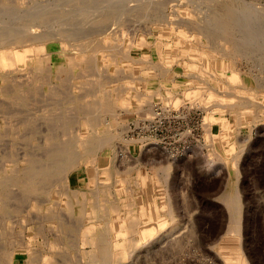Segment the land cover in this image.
I'll list each match as a JSON object with an SVG mask.
<instances>
[{
  "label": "rangeland",
  "instance_id": "obj_1",
  "mask_svg": "<svg viewBox=\"0 0 264 264\" xmlns=\"http://www.w3.org/2000/svg\"><path fill=\"white\" fill-rule=\"evenodd\" d=\"M25 1L1 0L0 19L2 22L0 21V25L1 23L7 25L8 23L6 24V22L9 21V23H11L10 26L14 25L12 27L13 29L17 26H27L28 21L26 18L29 13L26 14V12L28 8L32 6L31 8H34V10H42L46 4L45 9L50 8L51 11L54 10V12L51 13L52 17L50 19H43V24H46L44 29L47 31H55L56 29L51 30L48 27L53 25V28H58L57 26L63 25L62 27L67 29L70 28V30L73 31H79L82 29L86 32L87 37L84 38L78 35L75 37L76 40L70 39L69 45L71 47L69 48V51H63L60 42L57 40L48 43V47L46 46L47 48L42 44L36 46V51L40 53H38V60L22 72L30 78L28 82L22 87H15L16 89L14 88V91L12 90L10 93H7L4 89H0V181H7L6 184H0V264H101L100 258L104 250H108V253L110 251L109 254L113 253V250L116 253L114 258H111L110 255L107 256V259L105 260L106 264H241V262L244 261L247 264L248 262L250 264H264V44H262L264 43V0H96L95 2H93V0H48V2L47 0H42L43 2L40 0ZM97 2L98 4H96ZM101 2L102 5L100 6ZM50 3L55 6L50 5ZM106 3L108 7H104L106 6ZM197 3L199 5H197ZM36 5L42 6L41 9L39 7L37 8ZM47 5L48 7H46ZM117 6L119 7L116 9ZM128 6H131V8H127ZM226 7H228V9ZM88 9L89 13L83 15ZM196 9H200L201 12ZM232 9L233 12L235 11V14L230 11ZM65 10H75L76 12L78 10L79 12L77 17H72L73 19H70L65 16ZM236 10H239L238 13ZM258 11L260 13H258ZM11 12L12 16L13 14L18 15L15 13L18 12L20 17H16V15V18L10 16ZM240 12L242 14L248 13V18L254 19L255 22L248 19V22L252 25L246 23L247 18L246 20H244V18L247 16L244 14L242 15ZM5 13H7L8 15H6L8 17L10 16V18L6 15H3L4 17L1 15ZM148 15L150 17H148ZM170 15L172 17H170ZM187 15H189V18ZM227 15H229V17H233L234 15L236 18L239 17L235 20L241 23L245 21L242 25L247 24L246 28L250 29V32L252 29L253 32L254 30H259L258 33H256L257 31L254 33L251 32V37L247 36V33L250 34L249 30L246 29V31L243 32L242 29H244L245 26H241L240 28L237 25V23L240 24L239 22H236V25L231 23V17L229 18ZM180 17H182V19H180ZM191 17L193 18L191 19ZM240 17L243 18V20ZM257 18L259 22L257 21ZM11 19L13 22H11ZM14 20H16L15 23ZM220 22H222L223 25L227 23L225 26L235 25V27L230 26L232 29L225 26V28H220L222 26V23ZM71 24L72 26H70ZM5 25L2 30L8 32L9 28ZM54 25L57 26L55 27ZM67 25H69V27H66ZM217 25H219V27H217L218 29L216 28ZM128 26H130V28ZM210 26L212 27L210 28ZM256 26H258L259 29ZM188 27H190V29H187ZM237 27H239V29ZM87 28H91V31ZM97 29H100V31ZM220 29H223L224 31L222 30V32ZM234 29H241V32L246 34H239L241 32ZM87 30L90 32H87ZM92 30H96V33H91L93 32ZM217 30L220 31L218 32ZM121 31H123L124 36L120 35L122 34ZM125 31L127 33H125ZM228 31L231 35L228 34ZM224 33L228 34H226V38ZM219 35H221L222 38H220ZM252 35L259 38L262 37L263 39L254 38V40H252ZM244 36H247L250 39L246 37L248 41L244 40ZM215 37L217 38L215 39ZM230 37L232 41L229 40ZM141 38L144 41H141ZM211 38L212 40H215L216 43H214V41L210 42ZM223 38L224 41L222 40ZM130 39L133 41L135 40L134 43ZM238 39H241L244 44H240L243 42H240ZM110 40H112V42ZM154 40H156V42ZM184 40L186 42H184ZM216 40H218L219 43H217ZM228 40L231 41L230 43L232 44L229 43L228 45ZM253 41H255V46H257V44L262 45L261 49L255 47L253 45L254 43H252ZM114 43L117 45H114ZM224 43L230 48H236H229L228 50V47L226 46L227 48L223 49L226 45H224ZM245 43L248 44L245 45ZM133 44L136 45V47ZM209 44L210 46H208ZM237 45L238 47L241 45V49H238ZM251 45L257 49L250 48ZM140 46L141 48H139ZM245 47H248L250 50L248 51ZM243 48H245L244 50H246V52L243 51ZM236 49H238L239 52L243 51V54L237 52L238 50ZM251 49L255 52L252 53ZM230 50L235 52L232 53ZM229 51L231 54H228ZM187 52L189 53L187 54ZM226 54L232 55V57L227 56ZM220 55L225 56L220 57ZM235 61L236 63L234 64L233 62ZM114 62H117L118 64ZM237 64H239V66ZM149 65L150 67H148ZM256 65H258V67ZM20 67L23 68L25 66H22L21 64ZM120 67L122 69H120ZM230 68L233 70L236 69L235 71L237 73L239 72L238 75L241 82L238 80L236 83H232L229 80L232 73ZM243 68L245 71L242 70ZM91 71L93 72L91 73ZM195 75L197 77H194ZM114 78L116 80H114ZM119 80H121V82ZM112 82L118 83L113 84ZM117 85L119 88H117ZM260 86L262 87V90ZM120 87L125 89L122 90ZM192 87L194 88L192 89ZM94 89L96 92H94ZM133 89L135 90L133 91ZM190 89L192 91H190ZM214 89L219 95H216V93L213 94V99L207 97L210 96L209 94H212L211 92H214ZM85 91L87 92L86 96H84L86 93ZM158 91L161 95H159ZM230 91L231 93H229ZM90 92H92V94ZM141 92H144L145 94L142 93V95ZM128 93H130L129 97H127ZM199 93L200 96H198ZM79 94L81 95L79 96ZM124 94L125 96H123ZM173 94L175 96L170 97L171 95L173 96ZM134 95L139 96L135 97ZM202 96L205 97V100L202 99ZM175 97L178 100H176ZM222 97L224 99H229L228 101H230L231 98H234L235 100H231V104L226 101L229 103L228 105L224 102L227 99L222 100ZM172 98L174 101L176 100L175 103ZM178 101L179 103H177ZM124 103L125 105H123ZM215 103H220V110H218V106H216ZM234 103L238 107L236 105L233 106ZM141 104L142 106H140ZM210 105L211 107L208 108ZM226 105L227 108H225ZM204 106H207L205 109L207 112L203 109L205 108ZM33 107L36 108L34 109ZM51 107L54 108L55 112L52 111L47 113V109ZM78 107L81 108L79 109ZM140 107L141 111L139 110ZM177 107H180L181 110ZM88 108L91 110V113L88 112L87 116L91 119V122L87 125L82 118L84 117V113L87 110L89 111ZM223 108L226 110L223 111ZM42 109L46 112H43ZM95 109H97L98 113ZM147 109H152L153 111L150 112ZM82 110L85 111L83 112ZM137 110H139V114L137 112L136 115ZM213 110V113L209 112ZM238 110H244V112L247 111V114L244 113L243 117L239 116ZM254 110L256 112H254ZM148 111L150 114L147 113ZM178 111H180V113ZM153 112L157 113L158 117L157 115H153ZM159 112L161 113L160 117ZM206 113L208 116H205ZM147 114L149 118L147 117ZM75 115H77L76 119H74ZM70 117H72V121L68 123L67 118ZM204 117H207V119L205 120ZM73 120L76 122L73 123ZM203 122L205 124L209 123L208 125L210 126V129H204V126H209L207 124V126L204 125ZM54 124L55 127L53 126ZM147 125L150 128H147ZM124 127H126L125 130ZM49 128L52 129L49 130ZM49 131H51V133ZM219 131L220 133H218ZM52 133H55L56 135H53ZM112 135L115 136L113 137ZM206 136L208 137L206 138ZM217 136L218 138H216ZM79 138H83L87 141L85 147L83 146L81 148L77 145V140ZM98 138L103 141L110 140L111 143L109 145L111 148H106L104 151H100V149H98L99 146L97 145ZM105 138L107 139L104 140ZM215 138L219 142L216 141ZM210 141L212 142L211 145ZM228 144H235V146H233L235 150H232L231 152ZM56 147H59V150H62L64 147L63 150H66V152L64 154L61 153L60 159L45 161L42 157L47 154L49 149L55 150ZM212 149L216 152L214 150L212 151ZM237 155L239 156L238 159ZM138 157L139 159L136 160ZM74 158L81 159L82 164L77 168V171L72 172L74 167L71 168V166L67 164V160L70 159L71 161H74ZM235 160L237 162H234ZM90 161H95V163ZM217 161H221L223 164H219ZM88 163L92 164L90 165ZM35 165L38 167L48 165L50 167H47V169H49V175L43 179L41 178L42 181H40L37 186V190L32 192L27 188V181L29 178V170L33 169ZM31 166H33V168H30ZM66 166L67 168H65ZM68 166L70 168H68ZM208 167L211 169L209 168L208 170ZM130 168L131 171L127 172ZM158 168H161L162 170ZM214 168L217 170H220L221 168V170L216 173ZM94 169H96V171ZM139 169L141 170V175H139ZM136 171H138V175ZM167 174H169V177L165 178ZM220 175L221 177H219ZM87 176H89V178ZM95 176L97 181L95 180ZM141 177L146 178V183L143 184V186L140 182ZM118 179L125 180V183L122 185L121 183L118 184ZM130 179L131 181H129ZM166 179L167 181L165 184L164 181ZM93 181L95 183H93ZM103 181H107V184ZM138 181L140 183H138ZM100 182H103L104 184L102 183L100 185ZM236 188H238V190H236ZM102 189H104V191ZM236 191H238V194ZM236 194L241 197V236L228 232V230L231 229L232 223V214L229 210V204ZM139 195L141 197H139ZM23 199H25V201ZM34 199H41V206H32L29 211L27 204L34 202ZM56 200L58 203L54 204L56 203ZM64 201L67 205H64ZM140 202H143L144 210L141 209ZM149 202L156 207L157 216L159 219L163 220L164 226L160 228L158 222L154 220L152 221L153 223H147L146 226V228L153 230L152 235L142 238L139 233H134L131 235L130 240L125 239V242H123L122 237L119 236V241L122 247L117 249L115 247L111 248L110 240L114 239L115 236H113L110 231L113 229L114 231L120 229V225L117 222V214L111 209L112 206L115 204H133L131 209L125 206L121 209L124 215L123 220L125 226L128 225L127 227H130L132 221L134 222V220H136L137 223H141L144 214L148 215L150 213L149 209H147ZM171 203H173L171 206L172 208L169 209V204L171 205ZM71 209L73 212H71ZM28 211L29 213L32 212V217L29 216L30 214H28ZM106 211L107 214H105ZM143 211H145V213ZM199 221L202 222L200 223ZM198 223L202 225H197ZM81 228L83 230H81ZM176 228L181 232V228L183 230L184 228L187 229L185 232L183 231L184 234H181ZM172 230L173 232L170 233ZM88 233L90 235H96L97 240H95V244H92V238L87 235ZM177 235L178 237H176ZM100 239H103L104 243L99 241ZM188 240L190 243H188ZM235 242L236 244H234ZM158 243L163 244H161L160 247ZM239 243L243 250L241 252V246ZM174 249L176 251H174ZM176 252L178 253L176 254Z\"/></svg>",
  "mask_w": 264,
  "mask_h": 264
},
{
  "label": "bare ground",
  "instance_id": "obj_2",
  "mask_svg": "<svg viewBox=\"0 0 264 264\" xmlns=\"http://www.w3.org/2000/svg\"><path fill=\"white\" fill-rule=\"evenodd\" d=\"M1 1V0H0ZM9 1V0H8ZM13 1V0H12ZM25 1V0H24ZM41 2H43L42 0H40ZM44 1H46V0H44ZM66 1V0H65ZM96 0H93V2H95ZM100 1H102V0H100ZM99 1V2H100ZM110 1V0H109ZM116 1V0H115ZM119 1H121V0H119ZM118 1V2H119ZM124 1V0H123ZM122 1V2H123ZM134 1V0H133ZM132 1V2H133ZM136 1V0H135ZM246 1V0H245ZM23 2V1H22ZM26 2V1H25ZM27 2H28V0H27ZM36 2V1H35ZM47 2H48V0H47ZM80 2V1H79ZM114 2V1H113ZM129 2H131V1H129ZM140 2V1H139ZM152 2V1H151ZM154 2V1H153ZM161 2V1H160ZM202 2V1H201ZM206 2V1H205ZM231 2V1H230ZM52 3H54V2H52ZM105 3V2H104ZM115 3V2H114ZM120 3V2H119ZM123 3H125V2H123ZM162 3V2H161ZM164 3V2H163ZM226 3H228V2H226ZM67 4V3H66ZM88 4V3H87ZM86 4V5H87ZM96 4H98V2L96 3ZM121 4V3H120ZM196 4V3H195ZM194 4V5H195ZM199 4H200V2H199ZM198 3H197V5H199ZM205 4H207V3H205ZM46 5V4H45ZM45 5H44V7L42 8V10H34V8L32 9L31 7H29L28 8V10H27V12H26V14H28L27 15V21H28V25L26 26V25H22V26H20V27H16V28H12L13 26H10L11 25V23H9V21L8 22H6V24L7 25H5V24H3V23H1V25H0V89H4L5 91H7V93H10L15 87L17 88V87H22L24 84H26L27 82H28V80L30 79L29 77H27V75H25V74H23L22 72H24L25 71V69L27 68V67H30L32 64H34V63H36V61L38 60V53L39 52H37L36 51V46H39L40 44H42V45H45L44 47H48V43H52V42H54V41H59L60 42V46H61V48H62V50L63 51H69V48L71 47L70 45H69V41H70V39H72V40H76L75 39V37H77L78 35L79 36H82V37H87V34H86V32H84L82 29L81 30H79V31H73V30H70V28L69 29H67V28H64V27H62V26H57V25H54L55 27L57 26L58 28H53L52 26H50V27H48V28H50L51 30H53V29H56L55 31H47L46 29H44V27H45V25L43 24L44 22H43V19H50L52 16V14L51 13H53L54 12V10H52L51 11V9L49 8V9H45ZM50 5H52L51 3H50ZM58 5V4H57ZM71 5V4H70ZM102 5V2H101V4H100V6ZM106 6H104V7H108L107 6V3L105 4ZM110 5V4H109ZM116 5H118V4H116ZM127 5V4H126ZM139 5V4H138ZM160 5V4H159ZM165 5V4H164ZM201 5H202V3H201ZM208 5V4H207ZM211 5V4H210ZM238 5V4H237ZM37 6V5H36ZM52 6H55V5H52ZM59 6V5H58ZM94 6V5H93ZM96 6H98V5H96ZM95 6V7H96ZM112 6H114V5H112ZM120 6V5H119ZM119 6H117L116 7V9L119 7ZM125 6V5H124ZM191 6V5H190ZM205 6V5H204ZM40 8L41 9V7L42 6H37V8ZM46 7H48V5L46 6ZM51 7V6H50ZM57 7V6H56ZM64 7V6H63ZM84 7V6H83ZM121 7V6H120ZM150 7V6H149ZM156 7V6H155ZM231 7V6H230ZM6 8V7H5ZM12 8V7H11ZM10 8V9H11ZM31 8V9H30ZM77 8H80V7H77ZM90 8H92V7H90ZM100 8H103V7H100ZM126 8V7H125ZM127 8H131V6L129 7H127ZM127 8H126V10H127ZM151 8V7H150ZM166 8V7H165ZM204 8V7H203ZM206 8V7H205ZM227 9H228V7H226ZM60 9V8H59ZM74 9V8H73ZM94 9V8H93ZM92 9V10H93ZM191 9H193V8H191ZM207 9V8H206ZM205 9V10H206ZM209 9H210V7H209ZM219 9V8H218ZM238 9V8H237ZM256 9V8H255ZM33 10V11H32ZM84 10V9H83ZM98 10V9H97ZM155 10V9H154ZM197 11H200V9L198 10V9H196ZM219 10H221V9H219ZM12 11H14V10H12ZM29 11H31V12H29ZM89 11V9L87 10V12L85 11L84 12V14L83 15H87V13H89L88 12ZM94 11V10H93ZM92 11V12H93ZM101 11V10H100ZM156 11V10H155ZM194 11V10H193ZM224 11V10H223ZM229 11V10H228ZM231 12H233V9L232 10H230ZM239 11V10H238ZM238 11L236 10V12L238 13ZM248 11V10H247ZM255 11V10H254ZM8 12V11H7ZM78 10H77V12L75 11V10H65V16H67V17H69L70 19H73V18H75V17H77V15H78ZM81 12V11H80ZM83 12V11H82ZM92 12H90V13H92ZM162 12V11H161ZM180 12H181V10H180ZM201 12V11H200ZM206 12V11H205ZM249 12V11H248ZM14 13V12H13ZM15 13H17L18 15H16V17H20L19 15V13L18 12H15ZM94 13V12H93ZM122 13H123V10H122ZM177 13V12H176ZM219 13V12H218ZM234 14H235V11L233 12ZM232 13V14H233ZM241 13V12H240ZM257 13V12H256ZM258 13H260L259 11H258ZM7 13H5V14H1L2 16L3 15H6ZM11 14V15H10ZM9 15L10 16H12V12L10 13ZM145 14V13H144ZM159 14V13H158ZM175 14V13H174ZM207 14V13H206ZM227 14H230V13H227ZM242 14V13H241ZM241 14H239V15H241ZM244 14V13H243ZM242 14V15H243ZM247 14V15H246ZM246 14H244L245 16H247V17H245L244 18V20H246V18H247V22L246 23H249L248 22V13H246ZM251 14V13H250ZM8 15V14H7ZM6 15V16H7ZM15 15L13 14V16L15 17ZM155 15V14H154ZM178 15V14H177ZM205 15V14H204ZM239 15H237V16H239ZM1 16V17H2ZM10 16L8 17V18H10ZM12 16V17H13ZM185 16V15H184ZM189 15H187V17H188ZM199 16V15H198ZM218 16V15H217ZM228 17H229V15H227ZM235 16V15H234ZM234 16L233 17H229L230 18V20H232V22L231 23H233V24H235L236 22H239V21H236L235 19H237V18H239V17H237L236 18V16H235V18H234ZM250 16H252V15H250ZM264 16V15H263ZM4 17V16H3ZM15 17V18H16ZM73 17V18H72ZM144 17V16H143ZM147 17V16H146ZM148 17H150L149 15H148ZM170 17H172L171 15H170ZM179 17V16H178ZM243 17V16H242ZM189 18V17H188ZM193 17H191V19H192ZM200 18H201V16H200ZM204 18H205V16H204ZM241 18V17H240ZM13 19V18H12ZM11 19V22H13V20ZM25 19V18H24ZM128 19V18H127ZM180 19H182V17H180ZM221 19V18H220ZM242 20H243V18H241ZM3 20H4V18H3ZM62 20V19H61ZM119 20V19H118ZM132 20V19H131ZM204 20H206V19H204ZM210 20V19H209ZM249 20H253L254 21V19H249ZM0 21H1V19H0ZM18 21V20H17ZM58 21V20H57ZM56 21V22H57ZM120 21V20H119ZM118 21V22H119ZM130 21V20H129ZM151 21V20H150ZM153 21V20H152ZM195 21V20H194ZM250 21V22H251ZM257 21H258V18H257ZM2 22V21H1ZM5 22V21H4ZM16 22V20H14V23ZM54 22V21H53ZM52 22V23H53ZM177 22V21H176ZM183 22V21H182ZM206 22H208V21H206ZM211 22V21H210ZM209 22V23H210ZM223 22V21H222ZM222 22H220V23H222ZM243 22H245V21H243ZM243 22L241 23V22H239L240 24H238L237 23V25L241 28V26H245V28L244 29H242L243 30V32H245L246 31V29H248V28H246L247 26V24L246 25H242L243 24ZM255 22V21H254ZM259 22V21H258ZM133 23V22H132ZM178 23V22H177ZM230 23V24H231ZM49 24V23H48ZM85 24V23H84ZM163 24V23H162ZM180 24V23H179ZM208 24V23H207ZM227 23H225V25H226ZM249 24H251V23H249ZM249 24H248V26H249ZM260 24V23H259ZM259 24H257V25H259ZM4 25L6 26V27H8L9 28V30H8V32H6V30H2V28L4 27ZM9 25V26H8ZM59 25H61V24H59ZM75 25V24H74ZM73 25V26H74ZM144 25V24H143ZM160 25V24H159ZM168 25V24H167ZM175 25V24H174ZM185 25V24H184ZM188 25V24H187ZM194 25V24H193ZM225 25H223V23H222V26L220 27V28H222V27H224ZM236 25V24H235ZM235 25H232V26H234L235 27ZM252 25V24H251ZM256 25V24H255ZM70 26H72V24L70 25ZM95 26V25H94ZM100 26V25H99ZM140 26V25H139ZM152 26V25H151ZM158 26V25H157ZM198 26V25H197ZM231 25H227V26H225V27H229V29H232L231 27H230ZM261 26V25H260ZM259 26V27H260ZM66 27H69V25H67ZM75 27V26H74ZM90 27H92V26H90ZM129 28H130V26H128ZM162 27V26H161ZM169 27V26H168ZM176 27V26H175ZM174 27V28H175ZM178 27V26H177ZM182 27V26H181ZM194 27V26H193ZM208 27H209V25H208ZM212 26H210V28H211ZM217 27H219V25H217L216 26V28ZM224 27V28H225ZM239 27H237L238 29H239ZM252 27V26H251ZM257 28H258V26H256ZM93 28V27H92ZM140 28H142V27H140ZM155 28H157V27H155ZM185 28V27H184ZM204 28V27H203ZM210 28H207V29H210ZM215 28V27H214ZM223 28V29H224ZM250 28V27H249ZM254 28V27H253ZM4 29V28H3ZM88 29V28H87ZM91 29V28H90ZM90 29H88V30H90ZM95 29V28H94ZM148 29V28H147ZM171 29H172V27H171ZM187 29H190V27H188ZM202 29V28H201ZM205 29V28H204ZM218 29V28H217ZM222 29V30H223ZM227 29V28H226ZM254 29H256V28H254ZM259 29V28H258ZM87 30V32H90V31H88ZM98 30V29H97ZM102 30V29H101ZM123 30V29H122ZM162 30V29H161ZM180 30V29H179ZM178 30V31H179ZM191 30H192V26H191ZM195 30H196V28H195ZM210 30H212V29H210ZM215 30V29H214ZM221 30V29H220ZM219 30V31H220ZM221 30V31H222ZM225 30V29H224ZM223 30V31H224ZM234 30H236V29H234ZM241 29L240 30H236V31H238V32H241L242 31ZM249 30V33L250 34H248L247 33V36H249V37H251V32H253L252 31V29H251V32H250V29H248ZM261 30V29H260ZM93 31V30H92ZM98 31H100V29L98 30ZM124 31V30H123ZM123 31H121V33L122 34H120V35H123L124 36V33H123ZM137 31H138V29H137ZM137 31H136V33H137ZM143 31V30H142ZM218 31V30H217ZM216 31V32H217ZM218 31V32H219ZM222 31V32H223ZM229 31H233V30H229ZM229 31H228V34H229ZM255 31H257L256 33H258V31L259 30H254V32ZM96 33V30L95 31H93V32H91V33ZM186 32V31H185ZM193 32V31H192ZM198 32V31H197ZM222 32H220V33H222ZM225 32H227V31H225ZM243 32H241V33H239V34H242ZM253 32V33H254ZM263 32V31H262ZM125 33H127L126 31H125ZM135 33V34H136ZM199 33V32H198ZM234 33V32H233ZM252 33V34H253ZM117 34H119V33H117ZM157 34V33H156ZM187 34H188V30H187ZM223 34V33H222ZM227 34V33H226ZM225 33H224V35H225V38L227 37V35H226ZM237 34V33H236ZM244 34V33H243ZM246 34V33H245ZM244 34V35H245ZM262 34V33H261ZM166 35V34H165ZM191 35H192V33H191ZM199 35V34H198ZM229 35H231V33L229 34ZM104 36V35H103ZM125 36L127 37V35L125 34ZM133 36V35H132ZM135 36V35H134ZM200 36V35H199ZM220 36V38H222L221 37V35H219ZM234 36H235V34H234ZM246 36V37H247ZM253 36V35H252ZM261 36V35H260ZM102 37V36H101ZM131 37V36H130ZM136 37V36H135ZM166 37V36H165ZM189 37H190V35H189ZM203 37H206V36H203ZM212 37V36H211ZM245 37V36H244ZM245 37V39L244 40H247L248 41V39H250V38H246ZM110 38V37H109ZM115 38V37H114ZM113 38V39H114ZM121 38V37H120ZM122 38H124V37H122ZM129 38V37H128ZM132 38V37H131ZM161 38H164V37H161ZM187 38H188V36H187ZM217 37H215V39H216ZM254 38H259V37H255V36H253V39L252 40H254ZM112 39V40H113ZM115 39H117V38H115ZM186 39V38H185ZM204 39H206V38H204ZM243 39V38H242ZM259 39H263L262 37H260ZM112 40H110L111 42H112ZM124 40V39H123ZM130 40H132V39H130ZM189 40V39H188ZM194 40V39H193ZM211 40V41H210ZM210 40H208V41H210V42H213L214 41V43H216L215 42V40H212V38L210 39ZM223 41H224V38L222 39ZM221 40V41H222ZM229 40H231L232 41V39H231V37H230V39ZM228 40V45H229V43L231 42V41H229ZM235 40V39H234ZM238 40H240V42H243L241 39H238ZM251 40V41H252ZM258 40V39H257ZM256 40V41H257ZM109 41V42H110ZM133 41V40H132ZM131 41V42H132ZM135 41V40H134ZM134 41H133V43H134ZM141 41H144V40H142V38H141ZM155 42H156V40H154ZM206 41V40H205ZM217 41V43H219L218 42V40H216ZM223 41H222V43H223ZM226 41V40H225ZM105 42V41H104ZM116 42V41H115ZM165 42V41H164ZM172 42V41H171ZM184 42H186L185 40H184ZM195 42V41H194ZM209 42V43H210ZM235 42H236V40H235ZM238 42V41H237ZM258 42V41H257ZM262 42V41H261ZM106 43H108V42H106ZM141 43V42H140ZM162 43V42H161ZM226 43H227V41H226ZM226 43H224V45L226 44ZM252 43H254L253 45L255 46V41H253ZM76 44V43H75ZM136 44V43H135ZM138 44V43H137ZM154 44V43H153ZM152 44V45H153ZM157 44V43H156ZM211 44V43H210ZM210 44L208 45V46H210ZM230 44H232V43H230ZM240 44H244V42L243 43H240ZM246 44H248V43H245V45ZM262 44H264V43H262ZM106 45V44H105ZM112 45V44H111ZM110 45V46H111ZM114 45H117V44H115L114 43ZM114 45H113V47H114ZM132 45V44H131ZM134 45V44H133ZM207 45V44H206ZM211 45H213V44H211ZM223 45V44H222ZM249 45H250V41H249ZM121 46V45H120ZM135 47H136V45H134ZM158 46V45H157ZM179 46V45H178ZM200 46V45H199ZM218 46H219V44H218ZM227 46V44L225 45V47H223V46H221V47H223V49L224 48H227L226 47ZM233 46V45H232ZM231 46V47H232ZM234 46H236V45H234ZM241 46V45H240ZM240 46L238 47V45H237V47H238V49H241L240 48ZM46 47V48H47ZM149 47V46H148ZM147 47V48H148ZM155 47V46H154ZM171 47V46H170ZM214 47V46H213ZM255 47H257V48H259V49H261V47H262V45H260V44H257V46H255ZM119 48V47H118ZM138 48V47H137ZM139 48H141V46L139 47ZM159 48V47H158ZM191 48V47H190ZM215 48V47H214ZM220 48V47H219ZM229 48L230 47H228V50H229ZM233 48V47H232ZM232 48H230V49H232ZM234 48H236V47H234ZM233 48V49H234ZM246 48V47H245ZM245 48H243V51H245L246 52V50H244ZM250 48H253V49H257V48H254L252 45H251V47ZM150 49V48H149ZM160 49V48H159ZM163 49V48H162ZM217 49H218V47H217ZM238 49H236V50H238ZM246 49H248V51L250 50L248 47L246 48ZM259 49H258V51H259ZM124 50V49H123ZM157 50V49H156ZM165 50V49H164ZM210 50V49H209ZM252 50V49H251ZM129 51V50H128ZM128 51H125V52H128ZM160 51V50H159ZM159 51H158V53H159ZM189 51V50H188ZM231 51V50H230ZM230 51L228 52V54H231L230 53ZM242 51V52H243ZM164 52V51H163ZM214 52V51H213ZM232 53H234L235 51H231ZM237 52H239V50L237 51ZM242 52H239V53H242ZM244 52V53H245ZM253 52H255V51H253L252 50V53ZM123 53V52H122ZM134 53V52H133ZM161 53V52H160ZM189 52H187V54H188ZM223 53H224V51H223ZM226 53H227V51H226ZM264 53V52H263ZM40 54V53H39ZM82 54H84V53H82ZM101 54V53H100ZM104 54V53H103ZM125 54V53H124ZM131 54V53H130ZM198 54V53H197ZM228 54H226L227 56H231L232 57V55H228ZM236 54V53H235ZM234 54V55H235ZM243 54V53H242ZM76 55V54H75ZM97 55V54H96ZM106 55V54H105ZM148 55V54H147ZM161 55V54H160ZM175 55V54H174ZM178 55V54H177ZM237 55H238V53H237ZM255 55V54H254ZM261 55V54H260ZM188 56V55H187ZM196 56V55H195ZM198 56V55H197ZM223 55H220V57H222ZM225 56V55H224ZM223 56V57H224ZM83 57V56H82ZM96 57V56H95ZM101 57H103V56H101ZM100 57V58H101ZM107 57V56H106ZM111 57V56H110ZM109 57V58H110ZM149 57V56H148ZM179 57V56H178ZM209 57V56H208ZM211 57V56H210ZM219 57V56H218ZM233 57H236V56H233ZM46 58V57H45ZM44 58V59H45ZM74 58V57H73ZM91 58V57H90ZM113 58H114V56H113ZM113 58H111V59H113ZM117 58V57H116ZM141 58H143V57H141ZM228 58V57H227ZM230 58V57H229ZM72 59V58H71ZM81 59V58H80ZM92 59V58H91ZM94 59H96V58H94ZM149 59H151V58H149ZM197 59V58H196ZM223 59V58H222ZM231 59V58H230ZM233 59V58H232ZM74 60V59H73ZM104 60V59H103ZM179 60V59H178ZM242 60V59H241ZM43 61V60H42ZM80 61H82V60H80ZM117 61V60H116ZM123 61V60H122ZM180 61V60H179ZM178 61V62H179ZM187 61V60H186ZM231 61V60H230ZM244 61H245V59H244ZM247 61V60H246ZM256 61H258V60H256ZM48 62V61H47ZM112 62V61H111ZM196 62V61H195ZM243 62V61H242ZM254 62V61H253ZM45 63V62H44ZM96 63V62H95ZM114 63H117V62H114ZM137 63V62H136ZM141 63V62H140ZM160 63V62H159ZM186 63V62H185ZM189 63V62H188ZM193 63V62H192ZM234 64L236 63V61L235 62H233ZM258 63V62H257ZM22 64V66H25V67H23V68H21L20 67V65ZM70 64V63H69ZM96 64H98V63H96ZM108 64H110V63H108ZM118 64V63H117ZM122 64H124V63H122ZM149 64V63H148ZM162 64V63H161ZM187 64V63H186ZM196 64V63H195ZM202 64V63H201ZM242 64V63H241ZM261 64V63H260ZM45 65H46V63H45ZM48 65V64H47ZM56 65V64H55ZM95 65V64H94ZM112 65V64H111ZM136 65V64H135ZM199 65V64H198ZM229 65V64H228ZM238 66H239V64H237ZM264 65V64H263ZM63 66H64V64H63ZM102 66V65H101ZM160 66V65H159ZM188 66V65H187ZM257 67H258V65H256ZM148 67H150V65L148 66ZM169 67V66H168ZM180 67V66H179ZM237 67V66H236ZM249 67H252V66H249ZM264 67V66H263ZM41 68V67H40ZM188 68V67H187ZM186 68V69H187ZM252 68H254V67H252ZM34 69V68H33ZM44 69H45V67H44ZM120 69H122L121 67H120ZM132 69V68H131ZM144 69V68H143ZM148 69V68H147ZM151 69V68H150ZM171 69V68H170ZM231 69V68H230ZM31 70V69H30ZM29 70V71H30ZM63 70H64V68H63ZM92 70V69H91ZM97 70V69H96ZM116 70V69H115ZM142 70V69H141ZM191 70V69H190ZM236 70V69H235ZM235 70H233V69H231V76L229 77V80L233 83V82H235L236 83V81H238L239 80V72L237 73ZM241 70V69H240ZM242 70H244V68L242 69ZM28 71V70H27ZM119 71V70H118ZM157 71V70H156ZM160 71V70H159ZM202 71V70H201ZM207 71V70H206ZM227 71V70H226ZM230 71V70H229ZM245 71V70H244ZM254 71H255V69H254ZM259 71H261V70H259ZM264 71V70H263ZM45 72V71H44ZM58 72V71H57ZM93 71H91V73H92ZM103 72V71H102ZM119 72H121V71H119ZM124 72V71H123ZM131 72V71H130ZM129 72V73H130ZM208 72V71H207ZM252 72V71H251ZM78 73H79V71H78ZM118 73V72H117ZM261 73V72H260ZM264 73V72H263ZM52 74V73H51ZM81 74V73H80ZM83 74V73H82ZM98 74V73H97ZM209 74V73H208ZM241 74V73H240ZM249 74V73H248ZM53 75V74H52ZM79 75V74H78ZM114 75V74H113ZM138 75H140V74H138ZM169 75V74H168ZM189 75V74H188ZM31 76V75H30ZM83 76V75H82ZM89 76H90V74H89ZM88 76V77H89ZM112 76V75H111ZM141 76V75H140ZM176 76V75H175ZM182 76V75H181ZM205 76V75H204ZM261 76V75H260ZM259 76V77H260ZM46 77V76H45ZM59 77V76H58ZM98 77V76H97ZM105 77V76H104ZM107 77V76H106ZM194 77H197L196 75L194 76ZM215 77V76H214ZM244 77V76H243ZM253 77V76H252ZM60 78V77H59ZM58 78V79H59ZM72 78V77H71ZM87 78V77H86ZM99 78V77H98ZM110 78V77H109ZM163 78H165V77H163ZM208 78V77H207ZM206 78V79H207ZM228 78V77H227ZM66 79V78H65ZM64 79V80H65ZM92 79V78H91ZM90 79V80H91ZM94 79V78H93ZM118 79V78H117ZM120 79V78H119ZM128 79V78H127ZM200 79V78H199ZM256 79V78H255ZM46 80V79H45ZM52 80V79H51ZM99 80V79H98ZM114 80H116L115 78H114ZM122 80V79H121ZM121 80H119L120 82H121ZM138 80V79H137ZM168 80V79H167ZM210 80V79H209ZM220 80H221V78H220ZM228 80V79H227ZM258 80V79H257ZM260 80H262V79H260ZM58 81V80H57ZM66 81V80H65ZM70 81H71V79H70ZM94 81H96V80H94ZM118 81V80H117ZM132 81V80H131ZM139 81V80H138ZM179 81V80H178ZM240 81V80H239ZM263 81V80H262ZM72 82V81H71ZM78 82V81H77ZM146 82H148V81H146ZM145 82V83H146ZM154 82V81H153ZM169 82V81H168ZM177 82V81H176ZM212 82V81H211ZM221 82H222V80H221ZM229 82V81H228ZM241 82V81H240ZM68 83V82H67ZM98 83V82H97ZM110 83V82H109ZM113 83V82H112ZM114 83H118V82H114ZM113 83V84H114ZM128 83V82H127ZM171 83V82H170ZM188 83V82H187ZM197 83V82H196ZM234 83V84H235ZM93 84V83H92ZM135 84V83H134ZM176 84V83H175ZM218 84V83H217ZM221 84H223V83H221ZM241 84V83H240ZM68 85V84H67ZM67 85H66V87H67ZM84 85V84H83ZM86 85V84H85ZM225 85V84H224ZM264 85V84H263ZM48 86V85H47ZM118 86V85H117ZM123 86V85H122ZM141 86V85H140ZM200 86V85H199ZM206 86V85H205ZM212 86V85H211ZM217 86V85H216ZM227 86V85H226ZM242 86V85H241ZM251 86V85H250ZM256 86V85H255ZM262 86V85H261ZM260 86V87H261ZM65 87V88H66ZM82 87V86H81ZM99 87V86H98ZM113 87V86H112ZM124 87V86H123ZM145 87V86H144ZM195 87V86H194ZM194 87H192V89L194 88ZM215 87V86H214ZM218 87V86H217ZM258 87H259V85H258ZM257 87V88H258ZM15 88V89H16ZM116 88V87H115ZM114 88V89H115ZM117 88H119V86L117 87ZM120 88H122V87H120ZM130 88H131V86H130ZM134 88H135V86H134ZM216 88V87H215ZM241 88V87H240ZM246 88V87H245ZM52 89V88H51ZM51 89H50V91H51ZM68 89V88H67ZM85 89V88H84ZM114 89H113V91H114ZM125 89V88H124ZM123 88H122V90H124ZM128 89V88H127ZM146 89V88H145ZM180 89V88H179ZM213 89V88H212ZM229 89V88H228ZM253 89V88H252ZM251 89V90H252ZM71 90V89H70ZM109 90V89H108ZM130 90V89H129ZM135 89H133V91H134ZM164 90V89H163ZM166 90V89H165ZM171 90V89H170ZM197 90V89H196ZM208 90H210V89H208ZM261 90H262V87H261ZM263 90H264V88H263ZM14 91V90H13ZM50 91H48V92H50ZM87 91H88V89H87ZM100 91V90H99ZM146 91V90H145ZM148 91V90H147ZM162 91V90H161ZM184 91V90H183ZM185 91H186V89H185ZM188 91V90H187ZM190 91H192L191 89H190ZM190 91H189V93H190ZM216 90L214 89V92H211L212 94H209L210 96H207V97H210L211 99H213V94H215L216 92H215ZM253 91V90H252ZM25 92H28V91H25ZM24 92V93H25ZM69 92H71V91H69ZM81 92V91H80ZM86 92V91H85ZM94 92H96L95 91V89H94ZM124 92V91H123ZM126 92V91H125ZM131 92V91H130ZM136 92V91H135ZM155 92V91H154ZM171 92V91H170ZM169 92V93H170ZM181 92V91H180ZM219 92V91H218ZM223 92V91H222ZM21 93H22V91H21ZM91 94H92V92H90ZM89 93V94H90ZM98 93V92H97ZM100 93V92H99ZM120 93V92H119ZM139 93V92H138ZM142 93H144V92H141V94ZM150 93V92H149ZM153 93V92H152ZM151 93V94H152ZM158 93H159V95H161L160 94V92L158 91ZM174 93H175V91H174ZM196 93V92H195ZM229 93H231V91L229 92ZM229 93H228V95H229ZM254 93H255V91H254ZM20 94V93H19ZM74 94V93H73ZM86 94H87V92L84 94V96H86ZM127 94V93H126ZM130 93H128V96L127 97H129L130 95H129ZM137 94V93H136ZM145 94V93H144ZM184 94V93H183ZM182 94V95H183ZM186 94H187V92H186ZM205 94H206V92H205ZM204 94V95H205ZM227 94V93H226ZM18 95V94H17ZM81 94H79V96H80ZM114 95V94H113ZM120 95V94H119ZM122 95V94H121ZM133 95V94H132ZM143 95V94H142ZM165 95V94H164ZM180 95V94H179ZM192 95V94H191ZM203 95V96H204ZM216 95H219V94H217L216 93ZM215 95V96H216ZM221 95V94H220ZM233 95V94H232ZM48 96V95H47ZM47 96H45V97H47ZM52 96V95H51ZM71 96V95H70ZM83 96V95H82ZM83 96V97H84ZM109 96V95H108ZM123 96H125V94L123 95ZM135 96V95H134ZM136 96H139V95H136ZM135 96V97H136ZM175 95L173 94V96L171 95L170 97H174ZM186 96V95H185ZM187 96H188V94H187ZM186 96V97H187ZM198 96H200V93H199V95ZM197 96V97H198ZM202 96V97H203ZM223 96V95H222ZM240 96H242V95H240ZM61 97H62V94H61ZM67 97V96H66ZM112 97V96H111ZM180 97V96H179ZM189 97V96H188ZM194 97V96H193ZM205 97H206V95H205ZM205 97H203L202 99H204L205 100ZM219 97V96H218ZM226 97V96H225ZM19 98V97H18ZM49 98V97H48ZM48 98H46V99H48ZM51 98V97H50ZM78 98V97H77ZM80 98H82V97H80ZM98 98V97H97ZM123 98V97H122ZM140 98V97H139ZM168 98V97H167ZM196 98V97H195ZM201 98V97H200ZM214 98H216V97H214ZM221 98V97H220ZM219 98V99H220ZM127 99V98H126ZM129 99V98H128ZM164 99V98H163ZM175 99H176V97H175ZM224 98L222 97V100H223ZM225 99H227V98H225ZM224 99V100H225ZM61 100V99H60ZM93 100V99H92ZM98 100V99H97ZM166 100V99H165ZM172 100H173V98H172ZM176 100H178V99H176ZM175 100V101H176ZM193 100V99H192ZM210 100V99H209ZM229 99H227V100H225L224 102H226V101H228ZM231 100H235L234 98H231L230 99V101ZM41 101V100H40ZM43 101V100H42ZM57 101V100H56ZM55 101V102H56ZM67 101H69V100H67ZM120 101V100H119ZM125 101V100H124ZM128 101V100H127ZM149 101V100H148ZM175 101L173 100V102L175 103ZM207 101V100H206ZM211 101H214V100H211ZM220 101H221V99H220ZM230 101H228V102H230ZM101 102V101H100ZM130 102V101H129ZM137 102V101H136ZM140 102H141V100H140ZM151 102V101H150ZM149 102V103H150ZM172 102V101H171ZM181 102H182V100H181ZM198 102V101H197ZM215 102H216V100H215ZM223 102V101H222ZM221 102V103H222ZM223 102V103H224ZM233 102V101H232ZM9 103V102H8ZM113 103V102H112ZM119 103V102H118ZM128 103V102H127ZM134 103V102H133ZM143 103V102H142ZM162 103V102H161ZM168 103V102H167ZM177 103H179V101L177 102ZM176 103V104H177ZM186 103V102H185ZM184 103V104H185ZM207 103V102H206ZM242 103V102H241ZM6 104H7V102H6ZM49 104V103H48ZM59 104V103H58ZM99 104V103H98ZM102 104V103H101ZM131 104V103H130ZM144 104V103H143ZM148 104V103H147ZM183 104V103H182ZM216 104V103H215ZM226 104H228L229 105V103H227L226 102ZM230 104H231V102H230ZM33 105V104H32ZM31 105V106H32ZM44 105V104H43ZM123 105H125V103L123 104ZM178 105V104H177ZM176 105V106H177ZM187 105V104H186ZM213 105V104H212ZM219 105H220V103L219 104H216V106H218V110H220V108H219ZM236 104L234 103V105L233 106H235ZM253 105H255V104H253ZM252 105V106H253ZM85 106V105H84ZM88 106V105H87ZM127 106V105H126ZM140 106H142V104L140 105ZM155 106V105H154ZM160 106V105H159ZM181 106V105H180ZM237 106V105H236ZM241 106V105H240ZM251 106V105H250ZM45 107H46V105H45ZM44 107V108H45ZM101 107V106H100ZM121 107H122V105H121ZM128 107H130V106H128ZM156 107V106H155ZM154 107V108H155ZM174 107H175V104H174ZM193 107V106H192ZM196 107V106H195ZM195 107H194V109H195ZM199 107V106H198ZM205 107V106H204ZM207 107V106H206ZM206 107L205 108H203L204 110L206 109ZM209 107H211V105L210 106H208V108ZM231 107H232V105H231ZM238 107V106H237ZM255 107V106H254ZM259 107V106H258ZM261 107V106H260ZM9 108V107H8ZM34 109L36 108V107H33ZM39 108V107H38ZM71 108V107H70ZM73 108V107H72ZM79 108V107H78ZM81 108V107H80ZM79 108V109H80ZM94 108H95V106H94ZM94 108H93V110H94ZM126 108V107H125ZM134 108V107H133ZM151 108V107H150ZM163 108V107H162ZM178 108V107H177ZM180 108V107H179ZM178 108V109H179ZM217 108V107H216ZM225 108H227V105H226V107ZM229 108H230V106H229ZM83 109H85V108H83ZM89 109V108H88ZM107 109V108H106ZM161 109V108H160ZM170 109V108H169ZM183 109V108H182ZM189 109V108H188ZM197 109H199V108H197ZM196 109V110H197ZM202 109V108H201ZM224 109V108H223ZM258 109V108H257ZM10 110V109H9ZM14 110V109H13ZM43 110V109H42ZM73 110V109H72ZM75 110V109H74ZM87 110V109H86ZM96 110V112H97V109H95ZM122 110V109H121ZM139 110L141 111V107L139 108ZM139 110H137L136 111V115H137V112L139 111ZM143 110V109H142ZM147 110H149L150 112L151 111H153L152 109H147ZM162 110H164V109H162ZM174 110V109H173ZM179 110H181V108L179 109ZM185 110V109H184ZM215 110V109H214ZM214 110L213 111H209V112H214ZM218 110H216V111H218ZM226 109H224L223 111H225ZM1 111V110H0ZM12 111V110H11ZM55 112L54 111V108H48L47 109V113L48 112ZM83 112L85 111V110H82ZM91 110L89 109V111L87 110L85 113H84V117L82 118V119H84V123H86L87 125L89 124V122H91V119L87 116V113L88 112H90ZM126 111H127V109H126ZM145 111V110H144ZM149 111L147 112L148 114H150L149 113ZM156 111V110H155ZM154 111V112H155ZM161 111V110H160ZM206 112H207V110H205ZM229 111V110H228ZM228 111H226L227 113H229ZM232 111V110H231ZM239 111V110H238ZM246 111V110H245ZM43 112H46V111H44L43 110ZM61 112V111H60ZM59 112V113H60ZM67 112H69V111H67ZM66 112V113H67ZM96 112H95V114H96ZM105 112V111H104ZM135 112V111H134ZM152 113L153 115H157V113ZM157 112V111H156ZM164 112V111H163ZM179 113H180V111H178ZM177 112V113H178ZM220 112V111H219ZM247 112V111H246ZM246 112H244V110L242 111V110H240L238 113V115L239 116H242L243 117V114L244 113H246ZM250 112V111H249ZM254 112H256L255 110H254ZM62 113V112H61ZM76 113V112H75ZM91 113V112H90ZM98 113V112H97ZM122 113V112H121ZM169 113V112H168ZM167 113V114H168ZM172 113H174V112H172ZM181 113H182V111H181ZM225 113V112H224ZM235 113H236V111H235ZM235 113H234V115H235ZM261 113V112H260ZM9 114V113H8ZM54 114V113H53ZM64 114V113H63ZM93 114H94V112H93ZM93 114H91V115H93ZM138 114H139V112H138ZM145 114V113H144ZM144 114H141V115H144ZM148 114H147V117H148ZM160 112H159V117H160ZM163 114V113H162ZM170 114V113H169ZM230 114H232V113H230ZM247 114V113H246ZM256 114H258V113H256ZM256 114H255V116H256ZM31 115V114H30ZM62 115V114H61ZM70 115H72V114H70ZM97 115V114H96ZM117 115V114H116ZM120 115V114H119ZM171 115V114H170ZM253 115H254V113H253ZM60 116V115H59ZM69 116V115H68ZM67 116V117H68ZM115 116V115H114ZM123 116H124V114H123ZM146 116V115H145ZM205 116H208L207 115V113H206V115ZM49 117H50V114H49ZM61 117V116H60ZM76 117H77V115H75V117H74V119H76ZM113 117V116H112ZM157 117H158V115H157ZM161 117H162V115H161ZM166 117V116H165ZM168 117V116H167ZM31 118V117H30ZM44 118V117H43ZM66 118V117H65ZM71 118V119H70ZM70 118H67L68 119V123L70 122V121H72V117H70ZM97 118V117H96ZM99 118V117H98ZM104 118V117H103ZM118 118H119V116H118ZM145 118V117H144ZM149 118V117H148ZM152 118V117H151ZM205 118V120L207 119V117H204ZM27 119V118H26ZM49 119V118H48ZM47 119V120H48ZM60 119H62V118H60ZM66 119V120H67ZM95 119V118H94ZM106 119V118H105ZM236 119V118H235ZM234 119V120H235ZM241 119V118H240ZM3 120H5V119H3ZM21 120V119H20ZM59 120V119H58ZM100 120V119H99ZM107 120V119H106ZM114 120V119H113ZM153 120V119H152ZM220 120V119H219ZM224 120H225V118H224ZM227 120V119H226ZM237 120V119H236ZM242 120V119H241ZM12 121V120H11ZM25 121V120H24ZM35 121V120H34ZM62 121V120H61ZM64 121H65V119H64ZM116 121V120H115ZM119 121V120H118ZM117 121V122H118ZM142 121V120H141ZM159 121V120H158ZM221 121H222V119H221ZM5 122V121H4ZM19 122V121H18ZM74 122H76L75 120H73V123ZM121 122V121H120ZM143 122V121H142ZM220 122V121H219ZM228 122V121H227ZM241 122V121H240ZM257 122V121H256ZM11 123V122H10ZM53 123H55V122H53ZM113 123V122H112ZM204 123V122H203ZM223 123V122H222ZM226 123V122H225ZM17 124V123H16ZM19 124V123H18ZM29 124V123H28ZM44 124V123H43ZM60 124H62V123H60ZM79 124V123H78ZM114 124V123H113ZM119 124V123H118ZM121 124V123H120ZM207 124V123H206ZM205 123H204V125H206ZM209 124V123H208ZM207 124V125H208ZM213 124V123H212ZM215 124V123H214ZM218 124V123H217ZM254 124V123H253ZM64 125H65V123H64ZM67 125V124H66ZM86 125V126H87ZM101 125V124H100ZM143 125V124H142ZM146 125V124H145ZM144 125V126H145ZM203 125V126H204ZM206 125V126H207ZM211 125V124H210ZM235 125H236V122H235ZM248 125H249V123H248ZM256 125V124H255ZM51 126H52V124H51ZM54 127H55V124L53 125ZM61 126H63V125H61ZM107 126V125H106ZM105 126V127H106ZM152 126V125H151ZM209 126V125H208ZM227 126H228V124H227ZM233 126V125H232ZM35 127V126H34ZM59 127H60V125H59ZM79 127H80V125H79ZM104 127V128H105ZM149 126L147 125V128H148ZM236 127H237V125H236ZM29 128V127H28ZM27 128V129H28ZM46 128V127H45ZM110 128V127H109ZM125 128L126 127H124V130H125ZM150 128V127H149ZM210 129V126L209 127H205L204 126V129ZM33 129V128H32ZM35 129V128H34ZM48 129V128H47ZM50 129H52V128H49V130ZM58 129V128H57ZM61 129V128H60ZM128 129V128H127ZM9 130V129H8ZM29 130V129H28ZM31 130V129H30ZM62 130V129H61ZM66 130H67V128H66ZM123 130V131H124ZM227 130H229V129H227ZM227 130H224V131H227ZM63 131V130H62ZM62 131H61V133H62ZM68 131V130H67ZM69 131H70V129H69ZM108 131V130H107ZM221 131V130H220ZM220 131L218 132V133H220ZM240 131V130H239ZM8 132V131H7ZM6 132V133H7ZM30 132V131H29ZM32 132H33V130H32ZM36 132V131H35ZM34 132V133H35ZM50 133H51V131H49ZM56 132V131H55ZM71 132V131H70ZM210 132V131H209ZM213 132V131H212ZM230 132H231V130H230ZM10 133V132H9ZM25 133V132H24ZM58 133V132H57ZM207 133V132H206ZM215 133V132H214ZM217 133V132H216ZM229 133V132H228ZM20 134V133H19ZM53 135L55 134V133H52ZM111 134H112V132H111ZM222 134V133H221ZM240 134V133H239ZM56 135V134H55ZM218 135V134H217ZM220 135V134H219ZM225 135V134H224ZM78 136H79V134H78ZM88 136V135H87ZM113 136V135H112ZM115 136V135H114ZM113 136V137H114ZM118 136V135H117ZM124 136V135H123ZM122 136V137H123ZM128 136V135H127ZM22 137V136H21ZM80 137V136H79ZM109 137H110V135H109ZM208 136H206V138H207ZM226 137V136H225ZM224 137V138H225ZM62 138V137H61ZM104 138V137H103ZM140 138V137H139ZM209 138H210V135H209ZM216 138H218V136L216 137ZM215 138V140L216 141H218L217 139ZM232 138V137H231ZM66 139V138H65ZM86 139V138H85ZM99 139V138H98ZM107 138H105L104 140H106ZM111 139V138H110ZM220 139H221V137H220ZM233 139V138H232ZM67 140V139H66ZM69 140V139H68ZM115 140V139H114ZM143 140V139H142ZM214 140V141H215ZM223 140H225V139H223ZM226 140H227V138H226ZM135 141H137V140H135ZM134 141V142H135ZM143 142V141H142ZM207 142H209V141H207ZM219 142V141H218ZM61 143V142H60ZM63 143V142H62ZM111 142H110V140H108V141H103V140H98V142H97V145L99 146V148L98 149H100V151H104L106 148H111L110 147V144ZM139 143V142H138ZM153 143H154V141H153ZM211 141H210V145H211ZM225 143L227 144V142L225 141ZM86 144H87V141L86 140H84L83 138H79L78 140H77V145L79 146V147H85L86 146ZM132 144V143H131ZM113 145V144H112ZM128 145V144H127ZM144 145V144H143ZM206 145V144H205ZM221 145V144H220ZM208 146V145H207ZM228 146H230V149L229 150H231V152H232V150H235L234 149V147L233 146H235V144L233 145V144H228ZM210 147H212V146H210ZM237 147V146H236ZM118 148V147H117ZM121 148V147H120ZM141 148V147H140ZM146 148V147H145ZM62 149V148H61ZM63 149H64V147H63ZM59 150V147H56V149L55 150H53V149H49V151L47 152V154H45L42 158L45 160V161H53V160H55V159H60V157H61V153L62 154H64L65 152H66V150ZM84 150V149H83ZM113 150H116V149H113ZM214 149H212V151H213ZM241 150V149H240ZM141 151V150H140ZM215 151V150H214ZM239 151V150H238ZM84 152H85V150H84ZM146 152V151H145ZM216 152V151H215ZM218 152V151H217ZM208 153V152H207ZM239 153V152H238ZM242 154V153H241ZM83 155V154H82ZM100 155V154H99ZM192 155V154H191ZM206 155H208V154H206ZM210 155V154H209ZM235 155V154H234ZM105 156V155H104ZM142 156H143V154H142ZM181 156V155H180ZM228 156V155H227ZM238 156V155H237ZM150 157V156H149ZM219 157H220V155H219ZM223 157V156H222ZM87 158H89V157H87ZM95 158H96V156H95ZM144 158V157H143ZM142 158V159H143ZM214 158V157H213ZM236 158V157H235ZM239 158V156L237 157V159ZM75 159V158H74ZM92 159V158H91ZM91 159H88V160H91ZM93 159H94V157H93ZM110 159V158H109ZM137 159H139V157L138 158H136V160ZM151 159V158H150ZM236 159V160H237ZM85 160V159H84ZM84 160H83V162H84ZM212 160V159H211ZM234 161V162H237V161ZM142 161H144V160H142ZM208 161V160H207ZM215 161V160H214ZM213 161V162H214ZM87 162V161H86ZM90 162H94L95 163V161H90ZM109 162V161H108ZM155 162V161H154ZM218 162V161H217ZM26 163V162H25ZM219 164L221 163V164H223L221 161H219L218 162ZM227 163V162H226ZM24 164V163H23ZM48 164H50V163H48ZM53 164V163H52ZM67 164L68 165H70L71 166V168H73L74 167V169H73V171L72 172H74V171H77V168H79L80 166H81V164H82V160L81 159H75L74 161L72 160H67ZM88 164H90V163H88ZM92 164V163H91ZM90 164V165H91ZM110 164V163H109ZM126 164V163H125ZM124 164V165H125ZM156 164V163H155ZM209 164V163H208ZM214 164V163H213ZM213 164H211V165H213ZM119 165V164H118ZM43 166V167H42ZM41 167H38V166H34V168H33V166H31L30 168H33V169H31V170H29V178H28V181H27V188L30 190V191H32V192H34V191H36L37 190V186L39 185V183H40V181H42L41 180V178L43 179V178H45V177H47L48 175H49V169H47V167H50V166H48V165H42ZM122 166V165H121ZM129 166V165H128ZM144 166V165H143ZM146 166V165H145ZM158 166H159V164H158ZM202 166V165H201ZM210 166V165H209ZM215 166V165H214ZM227 166V165H226ZM106 167H107V165H106ZM127 167V166H126ZM152 167V166H151ZM163 167V166H162ZM210 167H212V166H210ZM210 167H208L207 169L209 170V168ZM7 168V167H6ZM65 168H67V166L65 167ZM68 168H70L69 166H68ZM97 168V167H96ZM108 168V167H107ZM106 168V169H107ZM125 168V167H124ZM98 169V168H97ZM158 169H161V168H158ZM163 169H164V167H163ZM211 169V168H210ZM4 170V169H3ZM8 170V169H7ZM11 170V169H10ZM95 171H96V169H94ZM138 170V169H137ZM162 170V169H161ZM214 170H215V172L217 173V172H219L220 170H221V168H220V170H217V169H215L214 168ZM131 171V168L130 169H128L127 170V172H130ZM141 170L139 169V175H141L142 173L140 172ZM160 171V170H159ZM164 171V170H163ZM170 171H172V170H170ZM230 171V170H229ZM236 171H237V168H236ZM4 172V171H3ZM115 172V171H114ZM133 172V171H132ZM137 172V175H138V171H136ZM145 172V171H144ZM162 172V171H161ZM166 172V171H165ZM239 172V171H238ZM10 173H12V172H10ZM82 173V172H81ZM121 173V172H120ZM126 173V172H125ZM124 173V174H125ZM146 173V172H145ZM212 173V172H211ZM210 173V174H211ZM96 174V173H95ZM151 174V173H150ZM219 174V173H218ZM237 174V173H236ZM114 175H116V174H114ZM156 175V174H155ZM157 175H158V173H157ZM157 175H156V177H157ZM162 175V174H161ZM161 175H159V176H161ZM169 174H167L166 176H165V178H168L169 176H168ZM213 175V174H212ZM211 175V176H212ZM214 176V175H213ZM64 177H66V176H64ZM88 178H89V176H87ZM94 177V176H93ZM111 177V176H110ZM132 177V176H131ZM140 177V176H139ZM219 177H221V175L219 176ZM82 178V177H81ZM134 178V177H133ZM138 178V177H137ZM136 178V179H137ZM163 178H164V176H163ZM116 179V178H115ZM216 179V178H215ZM239 179V178H238ZM238 179H237V181H238ZM67 180H68V176H67ZM95 180H96V176H95ZM102 180V179H101ZM119 180V179H118ZM134 180V179H133ZM19 181V180H18ZM54 181H55V179H54ZM53 181V182H54ZM97 181V180H96ZM115 181V180H114ZM129 181H131V179L129 180ZM167 181V179L164 181V183ZM90 182V181H89ZM103 182H105V181H103ZM102 182V183H103ZM110 182V181H109ZM108 182V183H109ZM118 182V184L119 183H121V185L123 184V183H125V180H119V181H117ZM134 182H136V181H134ZM140 182H141V184H142V186H143V184H145L146 183V178L145 177H141V180H140ZM139 181H138V183H140ZM191 182V181H190ZM218 182V181H217ZM6 184L7 183V181H0V184L2 185V184ZM93 183H95L94 181H93ZM98 183V182H97ZM101 182H100V185L102 184ZM106 184H107V181L105 182ZM138 183H136V184H138ZM55 184V183H54ZM73 184V183H72ZM104 184V183H103ZM117 184V183H116ZM166 184V183H165ZM87 185L89 186V184L87 183ZM95 185V184H94ZM97 185V184H96ZM87 186V187H88ZM91 186V185H90ZM132 186H133V184H132ZM140 186V185H139ZM60 187V186H59ZM117 187V186H116ZM124 187V186H123ZM136 187V186H135ZM180 187V186H179ZM128 188H130V187H128ZM133 188V187H132ZM140 188V187H139ZM59 189V188H58ZM79 189V188H78ZM116 189H118V188H116ZM120 189V188H119ZM53 190H55V189H53ZM76 190V189H75ZM103 191H104V189H102ZM122 190H123V188H122ZM121 190V191H122ZM165 190H167V189H165ZM236 190H238V188H236ZM67 191V190H66ZM97 191V190H96ZM109 191H110V189H109ZM124 191V190H123ZM122 191V192H123ZM164 191V190H163ZM16 192V191H15ZM56 192V191H55ZM238 191H236V193H237ZM14 193V192H13ZM20 193V192H19ZM98 193V192H97ZM129 193H131V192H129ZM164 193H165V191H164ZM167 193V192H166ZM83 194V193H82ZM81 194V195H82ZM133 194V193H132ZM131 194V195H132ZM170 194V193H169ZM238 194V193H237ZM236 194V196L234 197V199H232L231 201H230V204H229V210H230V212H231V214H232V223H231V229H229L228 230V232L229 233H231V234H234V235H238V236H241V228H242V224H241V202H240V195H237ZM18 195V194H17ZM57 195H58V193H57ZM62 195V194H61ZM33 196V195H32ZM67 196V195H66ZM65 196V197H66ZM79 196V195H78ZM128 196V195H127ZM130 196V195H129ZM144 196V195H143ZM142 196V197H143ZM171 196V195H170ZM227 196V195H226ZM85 197V196H84ZM97 197H98V195H97ZM133 197V196H132ZM139 197H141L140 195H139ZM185 197V196H184ZM186 197H187V195H186ZM185 197V198H186ZM20 198V197H19ZM35 198V197H34ZM62 198V197H61ZM114 198H115V196H114ZM168 198V197H167ZM175 198V197H174ZM231 198V197H230ZM229 198V199H230ZM49 199H50V197H49ZM49 199H47V200H49ZM104 199V198H103ZM118 199V198H117ZM133 199V198H132ZM170 199V198H169ZM227 199V198H226ZM16 200V199H15ZM24 201H25V199H23ZM58 200V199H57ZM57 200H56V203H54V204H57L58 202H57ZM85 200H86V198H85ZM95 200V199H94ZM142 200V199H141ZM130 201V200H129ZM137 201V200H136ZM187 201V200H186ZM222 201V200H221ZM27 202V201H26ZM30 202V201H29ZM107 202H108V200H107ZM122 202V201H121ZM164 202V201H163ZM172 202V201H171ZM175 202V201H174ZM28 203V202H27ZM45 203V202H44ZM64 205H67L66 204V202L64 201ZM98 203V202H97ZM96 203V204H97ZM141 203V209L142 210H144V205H143V202H140ZM170 203V202H169ZM53 204V205H54ZM94 204V203H93ZM113 204V203H112ZM123 204V203H122ZM172 204L173 203H171V205L169 204V206H170V208L169 209H171L172 207ZM175 204H176V202H175ZM223 204H224V202H223ZM59 205V204H58ZM102 205V204H101ZM135 205H137V204H135ZM164 205V204H163ZM32 206H35V207H40L41 206V199L39 200V199H34V202H32V203H30V204H27V207H28V210L30 211V209L32 208ZM79 206V205H78ZM85 206V205H84ZM97 206H98V204H97ZM123 206H125V207H127V208H132V206H133V204L132 203H126V204H124V205H120V204H115L114 206H112V210L117 214V222L119 223V225H120V229L119 230H117V231H114V229L113 230H111L110 232H111V234L113 235V236H115L114 237V239H111L110 240V242H111V248L112 247H115L116 249L117 248H119V247H122V245L120 244V241H119V236H121L122 237V239H123V242H125L126 240L125 239H128V240H130V237H131V235L132 234H134V233H139L140 234V236L142 237V238H146L147 236H149V235H152L153 234V230L152 229H148V228H146V226H147V223H150V222H152V221H157L158 222V224H159V227L160 228H162L163 226H164V224H163V220H161V219H159L158 218V216H157V212H156V207L154 206V204H152L151 202H149V204H148V208L147 209H149V211H150V213L147 215V214H144V218H142L143 219V221H141V223L139 222V223H137V221L136 220H134V222L132 221V225L130 226V227H127V226H125V222H124V220H123V217H124V215H123V213H122V211H121V209L123 208ZM183 206V205H182ZM11 207V206H10ZM43 207V206H42ZM83 207V206H82ZM105 207V206H104ZM174 207V206H173ZM212 207V206H211ZM99 208V207H98ZM164 208V207H163ZM177 208V207H176ZM182 208V207H181ZM180 208V209H181ZM244 208V207H243ZM53 209V208H52ZM106 209V208H105ZM126 209V208H125ZM135 209H137V208H135ZM166 209V208H165ZM190 209V208H189ZM191 210V209H190ZM29 211H28V214H30L29 216L30 217H32L33 215H32V212H30L29 213ZM41 211H42V209H41ZM49 211V210H48ZM89 211V210H88ZM161 211V210H160ZM171 211V210H170ZM27 212V211H26ZM37 212V211H36ZM46 212V211H45ZM71 212H73L72 211V209H71ZM132 212V211H131ZM144 213H145V211H143ZM38 213H39V211H38ZM137 213V212H136ZM147 213V212H146ZM172 213V212H171ZM105 214H107V211H106V213ZM131 214V213H130ZM164 214V213H163ZM9 215V214H8ZM114 215V214H113ZM165 215V214H164ZM62 216H63V214H62ZM112 216V215H111ZM192 216V215H191ZM82 217V216H81ZM164 217V216H163ZM170 217H171V214H170ZM74 218V217H73ZM134 218V217H133ZM1 219V218H0ZM41 219V218H40ZM66 219V218H65ZM173 219V218H172ZM33 220V219H32ZM111 220V219H110ZM129 220V219H128ZM65 221V220H64ZM73 221V220H72ZM71 221V222H72ZM85 221V220H84ZM176 221V220H175ZM174 221V222H175ZM180 221V220H179ZM179 221H177V222H179ZM243 221V220H242ZM52 222V221H51ZM111 222V221H110ZM200 222V221H199ZM202 222V221H201ZM200 222V223H201ZM74 223V222H73ZM98 223V222H97ZM108 223H109V221H108ZM143 223V224H142ZM153 223V222H152ZM188 223V222H187ZM200 223H198L197 225H199ZM55 224V223H54ZM53 224V225H54ZM100 224H101V222H100ZM107 224V223H106ZM127 224V223H126ZM141 224H142V226H141ZM229 224V223H228ZM139 227H138V226ZM185 225V224H184ZM200 225H202V224H200ZM34 226V225H33ZM194 226V225H193ZM36 227H38V226H36ZM36 227H34V228H36ZM59 227V226H58ZM75 227V226H74ZM90 227V226H89ZM177 227H179V226H177ZM185 227V226H184ZM186 227H187V225H186ZM200 227V226H199ZM138 228V229H137ZM158 228V227H157ZM183 228V227H182ZM181 228V230H182V232L181 231H179L177 228H176V230H178V232H180L181 234L183 233V231L185 232V230L187 229H185L184 228V230ZM230 228V227H229ZM116 229V228H115ZM200 229V228H199ZM81 230H83L82 228H81ZM173 230H175V229H173ZM173 230L170 232V233H172L173 232ZM189 230V229H188ZM167 231V230H166ZM193 231V230H192ZM33 232V231H32ZM38 232V231H37ZM197 232V231H196ZM227 232V231H226ZM180 233H178V234H180ZM25 234V233H24ZM76 234H77V232H76ZM96 234V233H95ZM138 234V235H139ZM174 234V233H173ZM180 234V235H181ZM184 234V233H183ZM193 234H194V232H193ZM53 235V234H52ZM89 237H91L92 238V241H93V243L92 244H95V240H97V238H96V235H90L89 233L87 234ZM99 235V234H98ZM168 235V234H167ZM196 235V234H195ZM194 235V236H195ZM233 235V236H234ZM61 236V235H60ZM158 236V235H157ZM156 236V237H157ZM164 236H166V235H164ZM190 237H192L191 235H189ZM229 236V235H228ZM237 236V237H238ZM99 237V236H98ZM112 237V236H111ZM138 237V236H137ZM174 238H176V237H178V235L175 237V236H173ZM187 237H188V235H187ZM28 238V237H27ZM174 238H172V239H174ZM228 238V237H227ZM239 238H241V237H239ZM50 239V238H49ZM165 239V238H164ZM169 239V238H168ZM167 239V240H168ZM242 239V238H241ZM84 240V239H83ZM141 240V239H140ZM224 240V239H223ZM99 241H101V242H103L104 243V240L103 239H100ZM174 241H176V240H174ZM192 241V240H191ZM240 241V240H239ZM83 242V241H82ZM194 242V241H193ZM233 242V241H232ZM75 243V242H74ZM151 243H152V241H151ZM166 243V242H165ZM188 243H190L189 242V240H188ZM159 244V243H158ZM161 244H163V243H161ZM161 244H159V246L161 245ZM174 244H175V242H174ZM176 244H179V243H176ZM234 244H236V242L234 243ZM82 245V244H81ZM147 245V244H146ZM216 245V244H215ZM239 245H240V243H239ZM73 246V245H72ZM199 246V245H198ZM241 246V245H240ZM125 247V246H124ZM146 247V246H145ZM161 247V246H160ZM171 247V246H170ZM175 247V246H174ZM178 247V246H177ZM144 248V247H143ZM142 248V249H143ZM164 248V247H163ZM187 248V247H186ZM116 249H115V251H116ZM132 249V248H131ZM182 249H183V247H182ZM154 250V249H153ZM178 250V249H177ZM48 251H49V248H48ZM94 251V250H93ZM130 251V250H129ZM140 251V250H139ZM138 251V252H139ZM172 251V250H171ZM174 251H176L175 249H174ZM179 251V250H178ZM181 251V250H180ZM241 251H243L242 250V246H241V250H240V252ZM26 252V251H25ZM96 252V251H95ZM164 252V251H163ZM109 253H110V251H109ZM108 253V250L106 251V250H104V252L102 253V256H101V260H100V263L101 264H106L105 262V260L107 259V256L108 255H110L111 256V258L113 257L114 258V255L116 254L115 252H114V250H113V253H111V254H109ZM142 253V252H141ZM178 252H176V254H177ZM28 254V253H27ZM93 254V253H92ZM129 254V253H128ZM173 254V253H172ZM179 254H180V252H179ZM178 254V255H179ZM243 254H245V253H243ZM33 255V254H32ZM134 255V254H133ZM175 255V254H174ZM181 255V254H180ZM42 256V255H41ZM52 256V255H51ZM79 256V255H78ZM158 256V255H157ZM176 256V255H175ZM31 257V256H30ZM168 257V256H167ZM194 257V256H193ZM242 257V256H241ZM32 258V257H31ZM50 258V257H49ZM171 258V257H170ZM174 258V257H173ZM191 258V257H190ZM244 258V257H243ZM246 258V257H245ZM33 259V258H32ZM31 259V260H32ZM127 259V258H126ZM129 259H130V257H129ZM141 259V258H140ZM139 259V260H140ZM221 259V258H220ZM113 260V259H112ZM117 260V259H116ZM131 260V259H130ZM168 260V259H167ZM170 260V259H169ZM174 260V259H173ZM245 260H247V259H245ZM11 261H12V259H11ZM46 261V260H45ZM164 261V260H163ZM233 261V260H232ZM34 262V261H33ZM115 262V261H114ZM179 262V261H178ZM184 262V261H183ZM221 262V261H220ZM113 263V262H112ZM168 263V262H167ZM171 263V262H170ZM176 263V262H175ZM86 264V263H85ZM96 264H98V263H96ZM172 264H174V263H172ZM200 264V263H199ZM222 264V263H221ZM241 264H247L245 261L244 262H241ZM248 264H250L249 262H248Z\"/></svg>",
  "mask_w": 264,
  "mask_h": 264
}]
</instances>
